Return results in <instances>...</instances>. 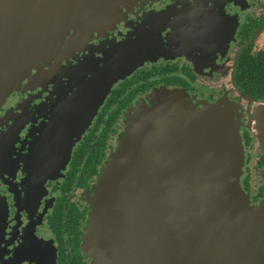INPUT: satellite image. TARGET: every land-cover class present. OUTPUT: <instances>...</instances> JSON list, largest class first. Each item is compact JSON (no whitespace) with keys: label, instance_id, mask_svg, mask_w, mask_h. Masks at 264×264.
<instances>
[{"label":"flooded vegetation","instance_id":"obj_1","mask_svg":"<svg viewBox=\"0 0 264 264\" xmlns=\"http://www.w3.org/2000/svg\"><path fill=\"white\" fill-rule=\"evenodd\" d=\"M159 90L230 105L257 206L264 0H0V264H94V187Z\"/></svg>","mask_w":264,"mask_h":264},{"label":"water","instance_id":"obj_2","mask_svg":"<svg viewBox=\"0 0 264 264\" xmlns=\"http://www.w3.org/2000/svg\"><path fill=\"white\" fill-rule=\"evenodd\" d=\"M259 125L264 141V117ZM240 130L225 102L159 90L94 187L85 233L93 263L264 264V198L253 205L241 184ZM59 134L68 151L82 131Z\"/></svg>","mask_w":264,"mask_h":264}]
</instances>
